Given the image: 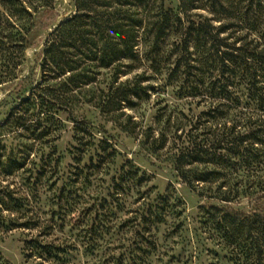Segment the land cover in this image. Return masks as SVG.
<instances>
[{
    "label": "rangeland",
    "instance_id": "374dc122",
    "mask_svg": "<svg viewBox=\"0 0 264 264\" xmlns=\"http://www.w3.org/2000/svg\"><path fill=\"white\" fill-rule=\"evenodd\" d=\"M71 13V0H58L36 16L19 78L41 83V44ZM168 65L157 73L143 61L121 75L145 91L111 111L96 107L110 83L105 70L45 117L0 89V264H234L220 233L199 218L201 206L219 204L210 199L216 184L189 186L175 171L176 148L203 106L179 97ZM256 193L230 205L251 217L264 201Z\"/></svg>",
    "mask_w": 264,
    "mask_h": 264
},
{
    "label": "trees",
    "instance_id": "16d2710c",
    "mask_svg": "<svg viewBox=\"0 0 264 264\" xmlns=\"http://www.w3.org/2000/svg\"><path fill=\"white\" fill-rule=\"evenodd\" d=\"M57 1L0 0V89L45 117L76 102L105 70L110 83L96 107L111 111L145 91L121 75L143 61L162 73L167 62L179 97L203 106L176 148L175 171L189 186L216 184L210 199L219 204L201 206L199 218L220 233L230 261L264 264V201L251 217L230 205L247 190L264 199V0H176L175 8L166 0H71L72 13L41 44V83L19 78L34 20Z\"/></svg>",
    "mask_w": 264,
    "mask_h": 264
}]
</instances>
